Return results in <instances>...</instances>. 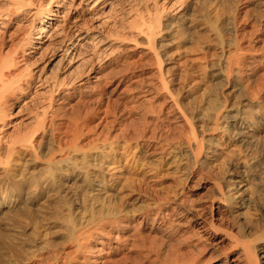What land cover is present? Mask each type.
Returning <instances> with one entry per match:
<instances>
[{
    "label": "bare ground",
    "instance_id": "obj_1",
    "mask_svg": "<svg viewBox=\"0 0 264 264\" xmlns=\"http://www.w3.org/2000/svg\"><path fill=\"white\" fill-rule=\"evenodd\" d=\"M0 264H264V0H0Z\"/></svg>",
    "mask_w": 264,
    "mask_h": 264
},
{
    "label": "rangeland",
    "instance_id": "obj_2",
    "mask_svg": "<svg viewBox=\"0 0 264 264\" xmlns=\"http://www.w3.org/2000/svg\"><path fill=\"white\" fill-rule=\"evenodd\" d=\"M12 25H13V23H12ZM13 27H14V25L12 26V28ZM159 187H160V185L155 183L154 180H148L147 183H141L139 188L143 192H147L148 195H150V197H152L153 199L158 201L162 197V194H161ZM209 195H210L209 190L207 188L200 187V188H198L197 193L193 194L192 197L194 199H197V201L203 202V201L208 199Z\"/></svg>",
    "mask_w": 264,
    "mask_h": 264
}]
</instances>
